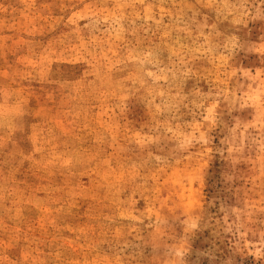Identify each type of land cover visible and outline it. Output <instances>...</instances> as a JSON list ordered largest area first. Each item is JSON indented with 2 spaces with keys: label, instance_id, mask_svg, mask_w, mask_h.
<instances>
[{
  "label": "rangeland",
  "instance_id": "rangeland-1",
  "mask_svg": "<svg viewBox=\"0 0 264 264\" xmlns=\"http://www.w3.org/2000/svg\"><path fill=\"white\" fill-rule=\"evenodd\" d=\"M0 264H264V0H0Z\"/></svg>",
  "mask_w": 264,
  "mask_h": 264
}]
</instances>
